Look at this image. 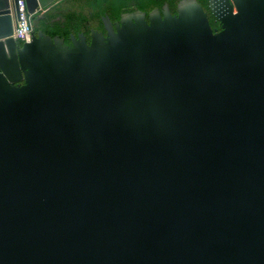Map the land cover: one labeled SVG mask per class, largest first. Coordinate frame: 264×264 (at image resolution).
I'll list each match as a JSON object with an SVG mask.
<instances>
[{
  "label": "water",
  "instance_id": "obj_1",
  "mask_svg": "<svg viewBox=\"0 0 264 264\" xmlns=\"http://www.w3.org/2000/svg\"><path fill=\"white\" fill-rule=\"evenodd\" d=\"M209 2L68 46L0 0V264H264V0Z\"/></svg>",
  "mask_w": 264,
  "mask_h": 264
},
{
  "label": "trees",
  "instance_id": "obj_2",
  "mask_svg": "<svg viewBox=\"0 0 264 264\" xmlns=\"http://www.w3.org/2000/svg\"><path fill=\"white\" fill-rule=\"evenodd\" d=\"M186 0H61L45 13L31 17L34 33L43 32L51 38L64 39L66 45L72 46V36L83 34L90 44L93 32L106 36L104 19L108 17L115 26L123 16L143 12L148 17L150 13L159 10L163 14L168 6L172 15H177L178 6ZM208 15L213 30H221L220 22L213 15L209 0H197ZM63 17L64 21L58 18Z\"/></svg>",
  "mask_w": 264,
  "mask_h": 264
},
{
  "label": "built area",
  "instance_id": "obj_3",
  "mask_svg": "<svg viewBox=\"0 0 264 264\" xmlns=\"http://www.w3.org/2000/svg\"><path fill=\"white\" fill-rule=\"evenodd\" d=\"M20 19L14 30L13 37L20 42H29L34 33V29L31 23V15L26 10L23 0H19L18 4Z\"/></svg>",
  "mask_w": 264,
  "mask_h": 264
},
{
  "label": "flooded vegetation",
  "instance_id": "obj_4",
  "mask_svg": "<svg viewBox=\"0 0 264 264\" xmlns=\"http://www.w3.org/2000/svg\"><path fill=\"white\" fill-rule=\"evenodd\" d=\"M149 15H150V14H149ZM123 17H124V16H123ZM148 17H149V16H148ZM148 17H147V18H148ZM58 19H59L60 21H64L63 17H60V18H58ZM119 23H120V22H119ZM117 25H118V23H116L115 26L113 25L114 28H116ZM220 26H221V25H220ZM215 30H217V29H215ZM220 31H221V30H220ZM99 33H100V32H99ZM102 34H103V33H102ZM106 35H107V34H106ZM87 43H88V42H87ZM90 43H91V42H90ZM88 44H89V43H88ZM68 46H70V45H68Z\"/></svg>",
  "mask_w": 264,
  "mask_h": 264
}]
</instances>
